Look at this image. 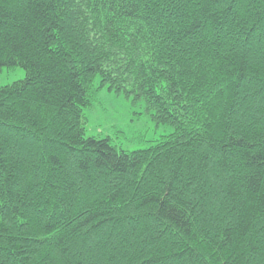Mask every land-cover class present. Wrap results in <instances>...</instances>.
<instances>
[{"label":"trees","instance_id":"16d2710c","mask_svg":"<svg viewBox=\"0 0 264 264\" xmlns=\"http://www.w3.org/2000/svg\"><path fill=\"white\" fill-rule=\"evenodd\" d=\"M0 264H264V0H0ZM173 131L87 137L100 92Z\"/></svg>","mask_w":264,"mask_h":264},{"label":"rangeland","instance_id":"374dc122","mask_svg":"<svg viewBox=\"0 0 264 264\" xmlns=\"http://www.w3.org/2000/svg\"><path fill=\"white\" fill-rule=\"evenodd\" d=\"M26 79L21 67L4 68L0 73V89ZM87 137L109 140L118 150L134 152L147 149L173 128L157 125L144 103L134 104L125 96L103 89L91 109L84 110Z\"/></svg>","mask_w":264,"mask_h":264}]
</instances>
